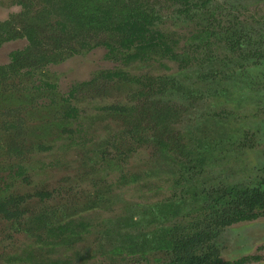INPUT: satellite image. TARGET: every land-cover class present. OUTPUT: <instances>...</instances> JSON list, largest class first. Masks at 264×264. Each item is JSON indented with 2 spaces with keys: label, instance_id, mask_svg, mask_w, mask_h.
Wrapping results in <instances>:
<instances>
[{
  "label": "rangeland",
  "instance_id": "1",
  "mask_svg": "<svg viewBox=\"0 0 264 264\" xmlns=\"http://www.w3.org/2000/svg\"><path fill=\"white\" fill-rule=\"evenodd\" d=\"M138 1L153 10L162 31L176 36V50L186 58L187 68L155 56L144 62H130L123 54L108 57L103 46L46 65L42 78L53 84L54 94L40 97L37 105L67 98L77 116L45 132L33 128L24 136L25 152L19 159L0 151V166L9 163L0 167V200L19 201L18 207L10 206L16 212L13 218L0 212V264L45 262L39 253L71 264H154L153 257L162 255L144 260L120 249L128 245L123 239L127 232L135 237L142 231L132 221H151L141 207L155 208L153 201L174 197L181 203L196 194L191 186L200 184L209 189L245 184L264 166V0H194L190 11L178 0ZM238 9L239 30L251 40L242 52L256 54L258 60H247L254 68L243 71L236 83L229 77L220 83L213 77L233 68L231 55L210 34L219 36L221 22H233ZM23 10L18 0H0V21ZM26 44L25 38L1 42L0 65ZM115 70L127 76L107 82L103 73ZM39 79L35 76L36 83ZM168 79L167 92H160ZM139 86L147 93L149 108L139 99ZM59 104L68 105L57 101L52 112L41 109L40 114L48 113L54 124L63 112ZM170 115L168 132L162 125ZM203 148L202 154L192 155L193 162L206 159L203 167L180 184L178 165ZM192 207L185 211L199 219L200 207ZM185 211L172 221H190ZM56 222L69 224L64 239L52 232ZM149 224L146 232L158 222ZM216 242L223 260L258 255L257 263L248 264H264V218L231 225Z\"/></svg>",
  "mask_w": 264,
  "mask_h": 264
},
{
  "label": "trees",
  "instance_id": "2",
  "mask_svg": "<svg viewBox=\"0 0 264 264\" xmlns=\"http://www.w3.org/2000/svg\"><path fill=\"white\" fill-rule=\"evenodd\" d=\"M18 3L24 10L0 21V43L19 38L27 41L22 50L10 54L7 64L0 65V151L4 156L14 155L19 159L25 152L24 136L30 135L33 128L45 132L47 128H52L53 125L59 128L63 120L77 116V110L68 104L67 98L62 100L68 105L59 104L62 105L63 112L54 124L46 117L48 113L40 114L41 109L52 112L51 104L62 101L51 98L50 104L38 106L36 103L40 97L54 94L53 84L42 78L47 64L58 62L69 53L98 46L107 49L108 57L123 54V58L128 61H145L151 56L166 55L177 60L180 58V54L174 52L176 36L156 27L157 15L153 10H146L138 0H18ZM120 72H105L103 77L109 82L112 76H119ZM35 76H40L38 83L35 82ZM144 107L148 108L146 105ZM115 109L118 112L121 110ZM164 125L162 127L166 129ZM1 158L2 155L0 161ZM8 164L4 161L1 166ZM15 173L18 175L20 171ZM234 197L236 203L247 210L240 217L232 218L234 221L264 214V211L254 212L264 207V196L257 190L237 191L234 192ZM16 201L0 200V212L5 218L16 215L10 209L15 203L18 207L19 201ZM226 214L225 209H214L204 222L212 228L214 225L233 221L228 220L231 216ZM153 220L161 224L154 216L151 221L138 220L137 227L140 226L142 231L131 237H137L136 242L130 246L134 248L132 251L135 255L139 251L140 259L146 260L148 254L152 256L160 252L167 253L169 248L176 249L178 246L179 251L196 248L201 241L200 233L190 234L191 226L197 228L200 225L197 220L188 221L189 226L169 218L166 226L156 225L147 233L145 229ZM132 223L134 224L133 221ZM131 227L132 224L128 228ZM125 236L130 237V233L127 232ZM187 260L190 264H199L197 259ZM212 261V264H238L237 261H222L219 256ZM45 262L39 261L36 264Z\"/></svg>",
  "mask_w": 264,
  "mask_h": 264
},
{
  "label": "flooded vegetation",
  "instance_id": "3",
  "mask_svg": "<svg viewBox=\"0 0 264 264\" xmlns=\"http://www.w3.org/2000/svg\"><path fill=\"white\" fill-rule=\"evenodd\" d=\"M178 2L183 3L182 7H183L184 11H186V10L190 11L195 6L194 0H178ZM145 7H147V5ZM146 10H148V9H146ZM241 12H242V10L238 9L235 13V16L232 14V19H235V20H233V22H227L226 24L225 23L223 24L221 22V24H222L221 25L222 26L221 31L222 32H220L219 36H217L216 33L210 34L212 36L214 35L213 37H215V40L219 39V41H217V43L222 44L224 46V48L231 55V57L229 59L231 61V65L233 66V68L229 71H228V69H226V71H228V72H226L225 69L223 68V70H221V72L217 74L218 76L213 77V79H215L217 77L218 82H220V83L221 82L224 83L226 81V77L231 78L232 83L233 82L236 83V80L238 78L242 77L243 71H245V70L247 71V70H250L251 68H254L253 67L254 64H249L247 62V60H249V58H251L253 60H258L256 57V54H250V53H243L242 52V48H243L242 46L250 45L251 40L248 36H245L244 33H242V30H239L238 24H240V22H239L237 17H238V15H240ZM155 16H156V14H155ZM207 18L209 19V16ZM211 20H212V22H211L212 26L218 27V23L213 22L214 18H211ZM155 26L158 27L156 24V21H155ZM206 30H207V32L204 33L203 35H205V34H207V35L202 38L204 40L209 35L208 29H206ZM263 39H264V37H263ZM176 45H177V42H176ZM176 45L174 47V52H175V54H179L178 51L176 50ZM254 55H255V57H254ZM155 57L158 58L159 56H155ZM179 57L180 58L177 60L174 58H170L169 55H166L163 57L162 56L159 57V59L160 60H169L172 62L175 61L179 64L181 70H184L185 68H187L186 64L188 62H187L186 58L182 57L181 54ZM152 59H153V56L149 57V60H152ZM132 61H141V60H132ZM132 61H130V62H132ZM223 61H225V59H223L222 62ZM115 71H117V70H115ZM110 72H114V71H110ZM124 75L127 76V74H123V71H121L119 76L114 75V76H112V78H116V79L121 78L122 79V78H124ZM169 80L170 79L163 81L164 87H160L161 88L159 90L160 92H162V93L167 92V90L165 88L167 87L166 86L167 84L171 83ZM114 81H116V80H114ZM168 82H170V83H168ZM139 85H141V84H139ZM139 87L140 88L137 91L139 99H142V102H143L142 105H146L149 108V106H148L149 102L147 101V93H144L142 86H139ZM173 87H175L174 83L171 84V90L173 89ZM169 107L170 106H167L166 109H169ZM113 110H116L115 107L113 108ZM152 110H153V108H152ZM151 112H155V110H153ZM172 117L173 116H171V118L168 119V121L170 120V122H168V121L166 122L165 131H168V132L170 131L171 125L173 123ZM164 124H165V122H164ZM204 150H205V148L198 151L197 154H191V159L189 157L190 160L181 161V163L178 165L179 166L178 172L180 173L179 175L183 176L182 180H181L183 182H181L180 184H184L185 182H189L187 175L191 174L195 170H198L199 168L203 167L204 163L206 162V159H203L200 162H197V161L193 162V160L196 159V156H192V155L202 154ZM187 163H190V164H187ZM255 174L257 176H253L252 179L249 182H246L245 184L244 183H238V182L232 183L230 186H228L226 188L220 187L219 184H216L214 187L210 186V189L207 188V186L205 184H203L204 186H202V184H200L199 186H191L192 190L196 194H194L193 197L183 199L181 203L178 201V199L176 197H174L173 200H169L170 202L169 201H162V200L153 201L155 208H153L152 206L147 207V208L145 206L141 207L142 215L145 216V218L147 217V215H149L150 217H152V216L156 217L157 219H159L161 221V224L158 223V225H160V226H166L168 224L167 221L169 220V218L171 220H172V218H178V216L180 215V212L182 210L185 211V208L187 206H189L190 209H193L192 206L200 207V210H201V214H200L199 219L198 218L196 219V217L190 218V215H192V213H187L186 211H188V210H186L185 211L186 214L183 215L185 218H186V216H188L189 217L188 220H190V221H193V218H194L195 220L200 222V225L197 228H194L193 226H191L192 229L190 231V234H193L195 232H198L201 234V241L196 246V248H191V249H188L185 251H179L178 250L179 246L176 249L169 248L168 249L169 251L167 253H164V252L158 253V254L162 255V259L159 257H157V258L155 257L154 258V260H155L154 264H190L189 261L187 260V258H193L195 260L197 259V261H199V264H212L213 263L212 260L214 257L219 256L221 258V256L219 255L218 248H217L216 239H217L218 235L222 232V230H224L227 227H230L231 225L240 223L242 221L253 220V219H256L257 217H263L264 218V214H260V215H257L255 218H252V219H247V218L238 219V220L235 219V221L232 219L235 217H240L241 215H243L242 213L244 211H247L246 208H242L240 205H238L236 203V198L234 197V192L247 190V189H249V190L255 189L258 192H260V194H262L264 196V166L261 167L260 171L256 172ZM175 181L177 183V180H175ZM178 181H179V179H178ZM126 182L127 181H125V183ZM230 191H232V193H230ZM93 201L94 200H92L91 203ZM169 203H171V207H170ZM172 204H173V207H172ZM181 205H182V207H181ZM180 207H181V209H180ZM214 209H225L227 212L226 215L231 216L228 220L231 219L233 221L225 222L224 224H221V225H216V226L214 225V226H212V228H211V226L208 227L206 225V223L204 222V220H205L206 216H208V214L211 213L212 210H214ZM256 210H254V212L259 213L261 211H264V207L262 209L258 208ZM143 220H144V218H143ZM137 222L138 221L134 222V227L135 226L137 227ZM156 222H158V221H156ZM156 222H151L149 224V226L151 224H155ZM183 224L189 225L188 222H184ZM55 225H54V228H52V232L59 235L60 236L59 239H62V238L64 239L65 236H68V233H67V229H68V225H69L68 223L64 224L61 222H56ZM204 225H206V226H204ZM132 227H133V225H132ZM154 227H156V225ZM147 233H149V230L147 231ZM123 239H125V241L127 242L128 245L123 243V246H121L120 249H125L126 252L135 256V253H133V251H132L134 248L131 247L130 244L136 242L137 237L133 239L131 237L123 236ZM129 240H130V242H129ZM213 243H215L216 245H214ZM217 252H218V255H217ZM136 254H139V251H137ZM147 256H149V254ZM208 256H210V257H208ZM39 258L47 260L46 262L48 264H71L69 261H66V260L64 261V259L62 260L60 258V256H58L56 259H51L50 256H48L45 253H39ZM259 259H260V256H258V255H254V256L246 255V256L241 257L238 260H230L229 262L237 261L238 264H246V263L248 264L249 262L257 263ZM222 261H228V260L222 259ZM40 262H44V260H41Z\"/></svg>",
  "mask_w": 264,
  "mask_h": 264
}]
</instances>
